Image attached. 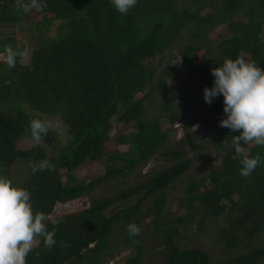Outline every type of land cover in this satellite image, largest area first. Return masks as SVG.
I'll return each mask as SVG.
<instances>
[{"label": "trees", "instance_id": "trees-1", "mask_svg": "<svg viewBox=\"0 0 264 264\" xmlns=\"http://www.w3.org/2000/svg\"><path fill=\"white\" fill-rule=\"evenodd\" d=\"M43 2L25 13L0 0V177L30 191L57 241L49 250L40 238L27 264H104L127 250L122 264H264V164L240 175L238 133L219 123L223 97L209 105L203 95L225 59L264 68V0H138L127 15L111 0ZM222 25L227 32L211 38ZM16 27L29 31L27 63ZM9 46L20 53L11 69ZM55 117L67 141L52 128L36 142L30 121ZM25 138L36 144L20 147ZM241 146L264 158V147ZM161 157L169 161L143 171ZM44 159L54 168L33 174ZM101 160V176H76ZM79 198L88 206L51 218ZM170 199L184 212L170 211Z\"/></svg>", "mask_w": 264, "mask_h": 264}, {"label": "clouds", "instance_id": "clouds-1", "mask_svg": "<svg viewBox=\"0 0 264 264\" xmlns=\"http://www.w3.org/2000/svg\"><path fill=\"white\" fill-rule=\"evenodd\" d=\"M138 0H111L113 7L127 15ZM46 4L43 0H17L16 7L28 13L40 10ZM4 63L14 68L20 54L11 46L5 49ZM214 77L211 87L203 90L204 100L211 105L223 97L224 118L219 122L234 135L236 154L241 156L240 175L249 177L258 166L264 164L260 155L245 154L243 144L264 147V68L243 57L225 59L212 70ZM53 128L51 121L32 119L29 129L32 138L40 142ZM54 165L47 159L32 167V173L51 170ZM30 191L14 184L10 179L0 177V264H27V258L34 248L42 243L45 249H52L57 243L55 231H50L47 217L42 211H34ZM130 236L140 234L141 228L135 223L127 226Z\"/></svg>", "mask_w": 264, "mask_h": 264}, {"label": "rangeland", "instance_id": "rangeland-1", "mask_svg": "<svg viewBox=\"0 0 264 264\" xmlns=\"http://www.w3.org/2000/svg\"><path fill=\"white\" fill-rule=\"evenodd\" d=\"M58 21H55L53 23V25L51 26L50 30H49V34L50 35H55L56 34V26L58 25ZM25 28H27V25H24ZM15 30L17 31V35L18 38L22 40V42L25 44V52H24V58H23V62L27 63L29 60V56L32 52V46L30 45L29 42V31L27 30H21L19 27H16ZM226 29L225 26H219L214 28L211 33H210V37L211 38H219L220 34L222 33H226ZM167 56V53H166ZM168 57V56H167ZM166 57V58H167ZM0 58L3 59V56L0 55ZM164 59V62H166L167 59ZM159 60V57H157V59L154 62V65L157 64ZM174 64L178 65V60H174ZM185 116H182L180 121H178L175 124V128L177 129V138L179 139H183L185 137L184 132L181 129V126L179 127V124L182 123V121L184 120ZM53 124V128L57 130L58 134H59V138L61 143H65L68 139V135H67V131L68 128L67 126L62 122V120L59 117H55L52 118L50 120ZM179 123V124H178ZM114 126H115V130H121L119 128H122L121 125L119 123H117L116 121H114ZM202 126V123H195L193 125V129L197 130ZM164 129H166L167 127L164 126ZM117 131H115L116 133ZM33 144H36L35 141H31L30 139H23L19 142L20 147L23 148H27ZM169 161V158H154L151 160V162L144 168V172H148L149 170L153 169L156 166H163L165 165L167 162ZM214 165H217L219 163V160H215V158H213V162ZM105 172V161L101 160V161H88L87 163H85L84 165H82L81 167H79L77 170H75V174L78 178L80 179H85L87 181L91 180L94 177L97 176H101L102 174H104ZM89 203V200L87 198H79V199H75L72 201L67 202L64 205H59L57 207V209L55 210V212L51 215V218L54 219L60 215L63 214H68V213H72V212H77L82 210L83 208L87 207ZM123 206V204L120 205H116L114 207L111 208V211H115L118 210L119 208H121ZM169 210L174 212L175 214L178 212H184V210L181 208L179 202L177 200H172L170 199L169 201ZM156 219V214L155 212H151L149 215H147L146 218H143L142 222L144 224H147L150 221H154ZM130 253V251H124L122 252L120 255H118L115 259L106 262L104 264H122L124 262L125 257Z\"/></svg>", "mask_w": 264, "mask_h": 264}, {"label": "water", "instance_id": "water-1", "mask_svg": "<svg viewBox=\"0 0 264 264\" xmlns=\"http://www.w3.org/2000/svg\"><path fill=\"white\" fill-rule=\"evenodd\" d=\"M179 124V123H178Z\"/></svg>", "mask_w": 264, "mask_h": 264}]
</instances>
